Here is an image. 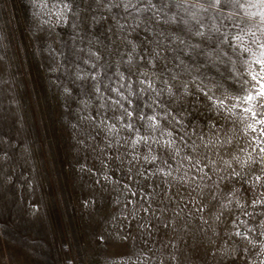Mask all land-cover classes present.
<instances>
[{"label":"rangeland","instance_id":"1","mask_svg":"<svg viewBox=\"0 0 264 264\" xmlns=\"http://www.w3.org/2000/svg\"><path fill=\"white\" fill-rule=\"evenodd\" d=\"M260 11L0 0V264H264Z\"/></svg>","mask_w":264,"mask_h":264},{"label":"snow or ice","instance_id":"2","mask_svg":"<svg viewBox=\"0 0 264 264\" xmlns=\"http://www.w3.org/2000/svg\"><path fill=\"white\" fill-rule=\"evenodd\" d=\"M210 3H211V6H215V5L220 3V0H210ZM259 3L261 6H264V0H259ZM250 6L254 7L255 5H250ZM257 14L261 16L262 22H264V11L254 13L253 15H257ZM252 35H255V33H252ZM236 39L240 40V39H242V37L237 36ZM259 46L262 49H264V44H260ZM246 50H248V49H246ZM261 56H264V52H261ZM257 63L261 64L262 78H264V60H258ZM252 78H253V80L257 79L256 76H253ZM257 83L260 84V87L255 90V96L252 94V92H249L247 95L244 96V101L246 103L251 102L254 99H258L261 96H264V83H261L260 80H258ZM261 106L264 107V102H261ZM261 123H264V121H261ZM261 151H264V149H261Z\"/></svg>","mask_w":264,"mask_h":264}]
</instances>
